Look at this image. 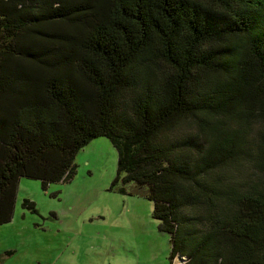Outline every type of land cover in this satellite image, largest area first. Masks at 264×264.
<instances>
[{
	"label": "trees",
	"instance_id": "1",
	"mask_svg": "<svg viewBox=\"0 0 264 264\" xmlns=\"http://www.w3.org/2000/svg\"><path fill=\"white\" fill-rule=\"evenodd\" d=\"M100 136L169 264H264V0H0V225Z\"/></svg>",
	"mask_w": 264,
	"mask_h": 264
},
{
	"label": "rangeland",
	"instance_id": "2",
	"mask_svg": "<svg viewBox=\"0 0 264 264\" xmlns=\"http://www.w3.org/2000/svg\"><path fill=\"white\" fill-rule=\"evenodd\" d=\"M74 162L67 182L44 188L38 179H19L13 217L0 225V264H169L170 236L144 188L111 187L117 152L110 140L92 139ZM24 199L35 211L22 207Z\"/></svg>",
	"mask_w": 264,
	"mask_h": 264
},
{
	"label": "water",
	"instance_id": "3",
	"mask_svg": "<svg viewBox=\"0 0 264 264\" xmlns=\"http://www.w3.org/2000/svg\"><path fill=\"white\" fill-rule=\"evenodd\" d=\"M178 257V259H179V264L180 263H182L183 262V260H184V258L183 257H181V256H177Z\"/></svg>",
	"mask_w": 264,
	"mask_h": 264
},
{
	"label": "bare ground",
	"instance_id": "4",
	"mask_svg": "<svg viewBox=\"0 0 264 264\" xmlns=\"http://www.w3.org/2000/svg\"><path fill=\"white\" fill-rule=\"evenodd\" d=\"M175 263H176V264H179V259H178V257L175 259Z\"/></svg>",
	"mask_w": 264,
	"mask_h": 264
}]
</instances>
